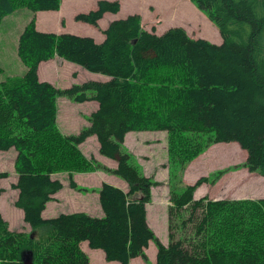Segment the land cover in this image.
<instances>
[{
    "label": "trees",
    "instance_id": "obj_1",
    "mask_svg": "<svg viewBox=\"0 0 264 264\" xmlns=\"http://www.w3.org/2000/svg\"><path fill=\"white\" fill-rule=\"evenodd\" d=\"M219 30L222 44L192 38L183 27L158 35L138 14L112 21L97 43L89 36L39 31L36 14L60 11L63 0H0V25L17 9L33 17L18 37L17 53L27 68L0 81V151L16 150L15 206L32 232H16L0 213V264H95L83 251L102 250L107 262L131 264L157 247L154 264H264V199H196L203 184L226 170L184 185L182 174L211 144L238 143L245 167L264 177V0H189ZM120 1L100 0L76 22L98 26ZM58 57L109 77L57 88L39 78V66ZM3 70L0 66V75ZM97 102L88 126L65 135L58 126V98ZM169 135L168 243L148 223L147 205L159 183L145 175L124 143L131 132ZM207 135V138L204 136ZM96 136L109 168L80 149ZM103 171L128 185L104 183L103 217L76 212L45 219L43 213L63 189L54 178ZM9 177L0 172V180ZM169 188V187H168ZM5 192L0 186V196ZM184 227V229H183ZM44 229L39 235L36 231ZM38 234V236H37Z\"/></svg>",
    "mask_w": 264,
    "mask_h": 264
},
{
    "label": "rangeland",
    "instance_id": "obj_2",
    "mask_svg": "<svg viewBox=\"0 0 264 264\" xmlns=\"http://www.w3.org/2000/svg\"><path fill=\"white\" fill-rule=\"evenodd\" d=\"M148 1L149 0H123L124 10L122 11V15L130 14L128 11L134 10L132 8H135L138 12L144 13L145 22H149L151 20V15L148 14ZM96 2L97 0H64V12L62 14H57L58 16L53 22L48 19L41 20L42 17L39 16L40 30L42 29L43 31L56 33L65 32L78 36H94L98 38L100 33L96 27L83 22H76L73 17L74 12L86 13L90 10H94L92 7L96 4ZM163 2L166 3L162 5L164 16L166 18L164 23L159 28L160 34H163L170 28L185 27L188 29V33L191 37L194 36L193 38H202L207 40V38L204 37V34L212 38V34L208 29V26L211 25V27H213V29L217 31L220 36L219 30L209 20L205 13L199 10L189 0H163ZM151 10L153 11L154 9ZM32 17L33 15L29 10L21 8L17 9L12 16L6 18L0 25V66L3 70V73L0 75V81L4 80L6 77L21 75L22 69L27 70L18 57L17 45L19 34ZM62 17L64 18V21L62 20ZM109 19L110 17H106L102 25L108 23L110 21ZM157 20H159V18ZM67 65L68 64H57L58 68L56 69L53 67L50 69L45 68L42 75H46L45 78L49 79L50 82H53V84H55L54 86L61 89L69 88L74 84H80L73 78V74L77 71V69ZM73 67L75 66L73 65ZM79 71L81 72L79 73L78 82L83 83L89 81L90 76L88 75L91 72H85L86 70L83 69ZM102 77L103 78L96 81L107 82V80L104 81V79H108V77L104 75ZM94 104H96V102H94ZM57 105L58 126L63 134H77L85 128V126H88L87 119L90 116L89 112L93 110V103L77 104L68 98L60 97L58 98ZM131 133L134 137L129 138L126 147L124 143L125 149L127 151L128 149H132V155L134 156L136 162L142 167L145 175L154 178V180L159 183V186L152 188L153 200L147 205L149 220L153 228L151 226L150 227L154 230L156 236L162 242H168V210L170 209V163L168 156L169 135L164 131ZM204 138H207V135H205ZM95 147L96 144L89 143L86 150L92 152L95 150ZM16 155L17 152L14 149L6 152L0 151V172H7L9 175L7 179L0 180V186L2 185L5 189L4 194L0 196V211L3 212L6 220H13V223L10 222L12 230L31 233L32 229H30V227L24 222L22 211L14 206L15 193L13 192L12 184L18 176L15 171ZM91 158L95 157L92 156ZM246 160L247 152L242 150L238 143L211 144L203 154L191 162L188 169L182 174L183 183L184 185H191L201 177H212L215 173L226 170V173L222 175L216 183L203 184L200 188H198L196 199H201L203 197L213 200L264 199V177L258 173L250 172L248 168L244 166ZM104 165L114 167L115 163L107 161ZM99 172L102 173L93 175L88 179V183L85 184L82 183L85 175L77 174L78 182L81 185L86 186L81 187L80 189L87 190L92 196H86V193H81L80 190L77 192L72 191L69 188V177L66 175L67 173H60L54 176V178L61 180L66 186L65 190L61 194V197L64 195L69 197L65 203H51V205L44 212L43 217L45 219H50L59 216L57 215L58 212L68 214L76 210H81L83 207H81L80 204L84 205L88 203L93 208L94 205L92 200L96 201L97 195H99L98 191L101 188L100 184L103 181H106V176H104L106 173L103 171ZM123 186H126V182L123 183ZM98 205L99 209H101L99 201ZM94 210H89L88 214L92 216L98 215L99 213H96ZM36 232L41 235L44 232V229L37 230ZM150 245L146 254L148 259L151 260L150 262L154 264L157 247L154 242H151ZM86 252L92 258V262L96 264H108L105 260V256L103 254H99L102 251L92 250L87 246ZM115 263L120 264L118 262ZM132 264L147 263L140 259Z\"/></svg>",
    "mask_w": 264,
    "mask_h": 264
},
{
    "label": "crops",
    "instance_id": "obj_3",
    "mask_svg": "<svg viewBox=\"0 0 264 264\" xmlns=\"http://www.w3.org/2000/svg\"><path fill=\"white\" fill-rule=\"evenodd\" d=\"M100 0H97V2H96V4L92 7V9H95L96 7H97V4H98V2H99ZM109 1H120V3H121V10L117 13V14H114V13H106L105 15H104V17L99 21V23H98V26L96 27V26H94V27H96L97 29H98V31H99V35H98V38H96V37H92V36H89V37H92V38H94L95 39V41L97 42V43H102V42H104V40H105V35H104V31L107 29V27L109 26V24L112 22V21H115V20H118V18H122V19H124V18H126V17H128V16H130V15H135V14H138V15H140L141 17H142V22H143V26H144V28L146 29V30H148V31H152V29L154 28V29H156V32H157V34L158 35H162V34H160L159 33V28H160V26L164 23V21H165V16H164V10L162 9V5L163 4H166L165 2H163V0H149L148 1V7H149V9H148V14H150L151 15V20L149 21V22H145V16H144V13H142V12H138L135 8H132V9H134V10H130V11H128V13H130V14H126V15H122V11L124 10V4H123V0H109ZM167 1V0H166ZM185 5V4H184ZM64 0H63V3H62V7H61V10L60 11H43V12H39V13H37V15H36V19H37V28H38V30H40V26H39V16H41L42 18H41V20H45V19H48L49 21H54L56 18H57V14H62L64 11ZM167 8V7H166ZM151 9H154L153 11L151 10ZM91 11V10H90ZM87 13V12H86ZM78 14H80V13H76V12H74V15H73V17H74V20H75V17H76V15H78ZM13 15V14H12ZM11 15V16H12ZM10 17V16H9ZM64 17V16H63ZM62 17V20L64 21V18ZM106 17H110V21L108 22V23H105L104 25H102L103 24V22H104V19L106 18ZM8 18V17H7ZM159 18V20H157ZM6 19V18H5ZM66 21V20H65ZM89 25V24H88ZM209 28V31L211 32V34H212V38H210V36H208V35H205L204 34V37L205 38H207V40H209V41H211V42H213V43H215V44H218V45H220V44H222V42H223V39H222V37H220L219 35H218V33H217V31H215L214 29H213V27H211V25H209L208 26ZM187 32H188V29L187 28H185V27H183ZM40 31H42V32H49V33H56V32H50V31H43L42 29L40 30ZM166 32V31H165ZM164 32V33H165ZM61 33H65V32H59V33H57V34H61ZM189 34V33H188ZM19 37V36H18ZM194 36H192V38H193ZM196 39H198V38H196ZM56 61H57V63H56ZM66 62V63H65ZM57 64L59 65V64H61V65H63V64H68L67 66H72V68H75V69H77V71L73 74V78L75 79V81H77V83H82V82H78L79 80H78V77H79V73L81 72V71H79V70H81V69H83V70H86V69H84V68H82L81 66H78V65H76V64H73V63H70V62H67V61H65V60H63V59H60V58H58V57H55L54 59H52V60H50V61H47V62H43V63H41V65L39 66V78H40V80L41 81H45V82H49V83H51L52 85H55V84H53V82H50L49 81V79H47V78H45L46 77V75L45 76H43L42 75V72H43V70L45 69V68H47V69H50V68H54V69H56V68H58L57 67ZM73 65L75 66V67H73ZM79 68H81V69H79ZM83 72V71H82ZM85 72H87V70L85 71ZM26 73V70L25 69H22V74L21 75H19V76H22V75H24ZM88 76H90V78H89V80H100L101 78H103L102 76L103 75H101V74H95V73H89V75ZM105 80H109V77H108V79H104V81ZM56 87V86H55ZM89 103H93V110L91 111V112H89L90 114L89 115H91V113L92 112H94L97 108H98V103L96 102V104H94V101H91V102H87V103H83V104H89ZM78 104V103H77ZM86 127V126H85ZM64 134H66V135H71L72 133H64ZM132 133H129L128 135H127V137H126V140H125V147H126V144H127V141L129 140V138L130 137H134V135H131ZM89 143H94V144H96V147H95V150H93L92 152H89V151H87L86 149H87V147H88V144ZM80 149H81V151L83 152V154L88 158V159H90L92 156H94L100 163H102L103 165H104V163L105 162H107V161H112V162H114L115 163V166L113 167V166H110V165H105V166H107V167H109V168H115L116 166H117V162H115L114 160H111V159H109V158H107V157H104V156H102L101 154H100V152H99V149H100V145H99V141H98V139H97V137L96 136H92V137H90V138H88L83 144H81L80 145ZM128 151L131 153V154H133V152H132V149H128ZM188 169V168H187ZM102 172H94V173H82V175H85V177L83 178V181H82V183L83 184H85V183H88L87 181H88V179L89 178H91L93 175H95V174H101ZM104 173H106V172H104ZM66 175H68V174H66ZM56 176V175H55ZM104 176H106L105 178H106V181H103L101 184H100V187H102V185L104 184V183H109V184H112V185H114V186H117V187H119V188H121V189H123L124 191H127V189H128V185H127V183H126V186H127V188H126V186H123V183L125 182H123V180H121V179H117L118 177H116V176H114V175H111V174H108V173H106V174H104ZM69 177V176H68ZM150 177V176H149ZM17 180H18V176H17V178H16V180H15V182L13 183V184H15L16 182H17ZM74 180H75V182H76V184L81 188V187H86V186H83V185H81L79 182H78V180H77V174H74ZM63 183V182H62ZM12 184V185H13ZM68 184H69V188L72 190V191H76L77 192V190H74V189H72L71 187H70V183H69V181H68ZM63 189L59 192V193H57L55 196H54V200L53 201H51L48 205H47V208L51 205V203H56V204H59V202L60 203H65L66 202V200H67V198L69 197V196H67V195H64L63 197H61L62 195V192L65 190V188H66V186H65V184L63 183ZM1 188H3L2 187V185H1ZM4 189V188H3ZM13 189V188H12ZM5 190V189H4ZM198 191V190H197ZM197 191H196V194H197ZM13 192L15 193V197H14V206H15V203H16V201H17V198H18V191L17 190H15V189H13ZM81 193H86V196H92L88 191L87 192H84V191H81ZM3 194H4V192H3ZM2 194V195H3ZM94 194H97V193H94ZM196 194H195V197H196ZM1 195V196H2ZM85 196V195H84ZM96 196V195H95ZM98 201H99V195H97V199H96V201L95 200H92V203H93V208H92V206L90 205V204H88V203H86V204H80V206L81 207H83L81 210H76V211H74V212H70V213H76V212H84V213H88V211L90 210V211H93L94 209V211H96V213H99L98 215H96L95 217H103L104 216V212H103V210H102V208L101 209H99V205H98ZM99 204H100V202H99ZM16 207V206H15ZM100 207H101V205H100ZM17 208V207H16ZM89 209V210H88ZM22 211V210H21ZM46 211V210H45ZM0 213L2 214V216L4 217V215H3V212H1L0 211ZM22 213H23V211H22ZM62 212H58V214L57 215H60ZM68 213V212H67ZM44 214V213H43ZM63 214V213H62ZM69 214V213H68ZM44 216V215H43ZM5 219V218H4ZM23 219H24V216H23ZM6 220V219H5ZM10 221H8V220H6V221H8V223H9V225H10V229L12 228V226H11V223L10 222H12L13 223V220L12 219H9ZM148 221H149V224H150V226L152 227V224H151V222H150V220H149V213H148ZM28 225V224H27ZM29 226V225H28ZM30 227V226H29ZM153 228V227H152ZM30 229H31V227H30ZM12 230V229H11ZM14 231V230H13ZM24 231V230H23ZM16 232H21V231H16ZM164 244H167L168 242H163ZM89 247V244H88V242H84L83 244H82V249H83V251L84 252H86V247ZM151 246V245H150ZM90 248V247H89ZM100 251H102V250H100ZM148 250H146V252H147ZM87 253V252H86ZM88 254V253H87ZM97 254H98V252H97ZM99 254H103L104 256H105V254H104V252L102 251L101 253H99ZM89 255V254H88ZM90 256V255H89ZM156 256H157V254L155 255V260H154V263L156 262ZM91 258V257H90ZM143 260L142 258H136V259H134V260H132V262H131V264L132 263H134V262H136V261H138V260ZM91 260H92V258H91ZM106 260V259H105ZM144 261V260H143ZM149 261H151V260H149ZM94 263V262H93ZM96 264V263H95ZM108 264H116L115 262H108Z\"/></svg>",
    "mask_w": 264,
    "mask_h": 264
},
{
    "label": "water",
    "instance_id": "obj_4",
    "mask_svg": "<svg viewBox=\"0 0 264 264\" xmlns=\"http://www.w3.org/2000/svg\"><path fill=\"white\" fill-rule=\"evenodd\" d=\"M30 263H31V262H30ZM30 263H29V264H30Z\"/></svg>",
    "mask_w": 264,
    "mask_h": 264
}]
</instances>
